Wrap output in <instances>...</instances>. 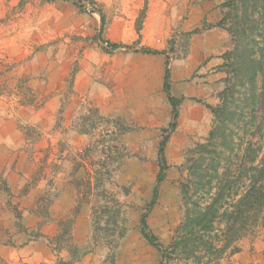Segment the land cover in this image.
<instances>
[{"label": "rangeland", "instance_id": "rangeland-1", "mask_svg": "<svg viewBox=\"0 0 264 264\" xmlns=\"http://www.w3.org/2000/svg\"><path fill=\"white\" fill-rule=\"evenodd\" d=\"M154 1L169 3L168 17L179 20L170 0ZM208 1L220 8L222 18L225 0H189L191 8H185L174 26L168 55L160 60L161 55L138 52L143 48L145 0H0L1 247L20 251L50 227L47 242L56 262L184 264L163 261L141 235L140 226L156 186L159 145L168 136L169 168L147 222L159 244L169 246L170 231L182 219L178 183L187 176L186 153L207 139L213 122L209 110L208 116L202 110L205 106L195 102L220 103L225 52L204 62L222 59V64H211L207 74L197 70L193 76L204 85L206 100L180 97L181 90L173 93L171 82L172 94L183 102L177 128L170 132L172 107L163 89L165 71L170 68L172 79L188 57L195 35L186 33L204 29L196 34L200 35L220 21L205 17L198 26L184 27L192 8ZM225 33L231 51L235 43ZM103 40L130 49L112 51ZM77 80L81 93L75 89ZM92 85L96 99L90 101L83 91ZM104 92L110 94L106 102ZM112 198L123 210L121 219L102 213L103 206L114 208ZM16 210L22 215L20 222ZM78 219L83 228L79 234L89 238L81 246L73 237ZM122 228L124 236L119 234ZM241 243L247 256L233 262L246 261L252 249L264 257V226ZM8 262L4 264H32L24 259Z\"/></svg>", "mask_w": 264, "mask_h": 264}, {"label": "trees", "instance_id": "trees-1", "mask_svg": "<svg viewBox=\"0 0 264 264\" xmlns=\"http://www.w3.org/2000/svg\"><path fill=\"white\" fill-rule=\"evenodd\" d=\"M145 2L146 9L148 0ZM79 8L84 7L79 5ZM223 10L220 21L206 30L224 29L235 46L223 55L226 78L218 94L220 103L210 105L197 100L212 115V127L207 139L186 153L187 176L178 183L182 219L170 231L167 248L159 244L147 219L148 212L159 201V187L166 180L168 136L159 145L156 186L147 213L141 219V235L162 254L163 261L177 259L184 264H220L229 254L240 252L238 244L242 239L264 226V0H225ZM98 13L104 27L105 17L101 11ZM202 30L195 29L186 35L191 37ZM103 42L112 51L130 49L109 40ZM138 52L168 55L167 51L149 47ZM163 89L172 107L169 130L173 132L183 99L172 94L169 67L165 71ZM112 199L109 203L114 208L103 206L102 213L109 219L111 214L121 219L123 210L118 207L117 200ZM16 219L22 220L19 210H16ZM125 233L126 228H122L119 234L124 236ZM112 260L114 262V257ZM54 264L67 263L59 259Z\"/></svg>", "mask_w": 264, "mask_h": 264}, {"label": "crops", "instance_id": "crops-1", "mask_svg": "<svg viewBox=\"0 0 264 264\" xmlns=\"http://www.w3.org/2000/svg\"><path fill=\"white\" fill-rule=\"evenodd\" d=\"M188 4L189 0H170L172 11H175V14L179 18V20H171V18L168 17L169 3L165 2L161 5L160 2L149 0L147 15L145 18V23L143 24L144 27L141 30V47H149L158 51H167L168 42L172 37L174 26L176 23L180 22V18L182 15H184L185 8H191V5L188 6ZM219 9L220 8H217V6H214L212 2L209 1L199 6H194V8H192L193 11L191 10L192 12L190 17L185 21L186 25L184 27L189 29L191 26H198L205 17L210 18L211 21L219 20L221 14ZM212 17L213 19H211ZM230 49L231 43L227 34L222 29L213 28L212 30L206 31L200 35H195L191 40L190 52L186 60L183 61V66H181L177 71L175 70L176 74L173 72V78L171 79L173 93L175 89H180V97H191L196 99L202 98L206 100V91L204 85L201 84L200 80H198L199 78H194L193 80V76L197 74V70H199V74H207L211 69V64H222V59H216V61H210L207 64H204V62L208 61L213 56H220ZM164 57L165 55H161L158 59L162 60ZM175 82L180 84L176 85ZM75 89L77 92L81 93L78 86V80L76 81ZM83 92L88 94V99L90 101L96 99L94 96V92H96L94 85H92L88 91L86 90V92ZM83 92L82 94H84ZM109 93L104 92V95H106L104 97V102L109 100ZM195 103L199 104L197 101ZM194 108L197 110L195 106ZM202 110L208 116L210 115L205 107ZM68 196L70 197V195H66V197ZM63 197H65V195H63ZM80 222L81 221L78 219L76 224L78 228L73 232L75 243L78 246L85 245L89 240L88 235L85 234L82 236L79 234V231L83 230L81 227L82 224L80 225ZM49 230L51 232L50 227H44V236L41 235V237H39L37 240L29 241L27 244H25V247L21 248L20 251L13 247L10 248L0 246V259L3 264L4 262L18 261L20 259H24V261L29 260L32 264H54L56 262V258L54 257L52 249L47 242L48 237H51ZM53 232H55V230H53ZM243 240L244 239H242L238 244L240 252L235 254L229 262L223 261L221 264H264V257L256 254L253 249L252 256L248 257L246 261L233 262L234 258L239 259V256H247V253L244 252V248L241 243ZM39 247L42 249L41 252L38 251ZM31 249H37V251L29 252ZM256 251L257 253L259 252L257 249Z\"/></svg>", "mask_w": 264, "mask_h": 264}, {"label": "water", "instance_id": "water-1", "mask_svg": "<svg viewBox=\"0 0 264 264\" xmlns=\"http://www.w3.org/2000/svg\"><path fill=\"white\" fill-rule=\"evenodd\" d=\"M74 4H79L78 2H73Z\"/></svg>", "mask_w": 264, "mask_h": 264}]
</instances>
